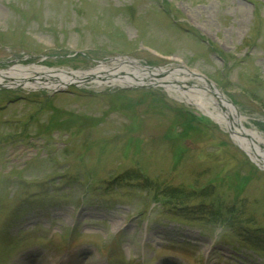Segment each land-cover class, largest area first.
<instances>
[{"label":"rangeland","instance_id":"rangeland-1","mask_svg":"<svg viewBox=\"0 0 264 264\" xmlns=\"http://www.w3.org/2000/svg\"><path fill=\"white\" fill-rule=\"evenodd\" d=\"M116 58L202 74L264 134V0H0L1 69ZM9 82L0 264H264L210 213L234 207L263 231L264 168L198 106L160 85ZM166 186L194 192L187 206Z\"/></svg>","mask_w":264,"mask_h":264},{"label":"bare ground","instance_id":"bare-ground-1","mask_svg":"<svg viewBox=\"0 0 264 264\" xmlns=\"http://www.w3.org/2000/svg\"><path fill=\"white\" fill-rule=\"evenodd\" d=\"M196 79V84H190ZM21 84L24 87L59 89L76 82L92 80L97 85H154L164 86L177 97L198 106L205 114L226 128L233 140L264 168V134L245 123L233 100L215 83L188 68L174 67L153 70L131 58H116L101 62L89 70H65L39 64H16L0 68V85Z\"/></svg>","mask_w":264,"mask_h":264},{"label":"trees","instance_id":"trees-1","mask_svg":"<svg viewBox=\"0 0 264 264\" xmlns=\"http://www.w3.org/2000/svg\"><path fill=\"white\" fill-rule=\"evenodd\" d=\"M263 103H264V100H263ZM191 116L193 117V115ZM145 185L151 186V185H154V183H152L149 178H145ZM157 185L158 184H156V187ZM158 192L160 194L163 193V195L166 197V200L164 202L168 206H171V207H177V205H180V207L187 206L188 198L192 196L194 193L188 188H186L185 186H166L161 191L158 190ZM167 198H170V200H167ZM174 199H181V202H178V203L173 202ZM236 212H237V209H235L234 207H232V209H229V210L227 209L226 211L224 207H222V204H221V206L218 205V208L213 209L210 213H211V217H213L214 219L213 220L214 222L222 221L223 224L229 226L233 230H236L238 234L244 235L243 239L248 241L251 246L257 249L263 250L264 243L262 240L264 237V230L257 233V231L259 230L258 227L255 228L254 231L243 229L242 224L236 223L237 217L239 218L240 216V214ZM247 223H252V221L247 222Z\"/></svg>","mask_w":264,"mask_h":264},{"label":"water","instance_id":"water-1","mask_svg":"<svg viewBox=\"0 0 264 264\" xmlns=\"http://www.w3.org/2000/svg\"><path fill=\"white\" fill-rule=\"evenodd\" d=\"M207 81H208L209 83H211V84L213 83V82H212L211 80H209V79H207ZM262 168H263V167H262Z\"/></svg>","mask_w":264,"mask_h":264}]
</instances>
